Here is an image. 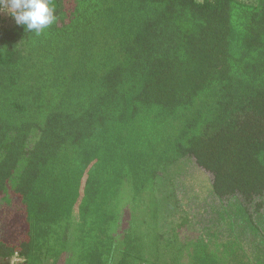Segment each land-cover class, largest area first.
Segmentation results:
<instances>
[{"label": "trees", "instance_id": "obj_1", "mask_svg": "<svg viewBox=\"0 0 264 264\" xmlns=\"http://www.w3.org/2000/svg\"><path fill=\"white\" fill-rule=\"evenodd\" d=\"M52 2L0 19V264H264V0Z\"/></svg>", "mask_w": 264, "mask_h": 264}, {"label": "clouds", "instance_id": "obj_2", "mask_svg": "<svg viewBox=\"0 0 264 264\" xmlns=\"http://www.w3.org/2000/svg\"><path fill=\"white\" fill-rule=\"evenodd\" d=\"M5 7L17 25L36 35L42 34L58 19L52 0H0V9Z\"/></svg>", "mask_w": 264, "mask_h": 264}, {"label": "rangeland", "instance_id": "obj_3", "mask_svg": "<svg viewBox=\"0 0 264 264\" xmlns=\"http://www.w3.org/2000/svg\"><path fill=\"white\" fill-rule=\"evenodd\" d=\"M244 1H250V0H244ZM6 7L3 8V9H0V19H4V22L7 23L8 25H10L12 22H14V18L6 11ZM104 196L106 198H108V194H104ZM12 229L11 227H6L5 230H10ZM89 232H91V229L89 230ZM3 233V232H2ZM1 233V236L4 235ZM115 235V234H114ZM81 239L80 240H76V244H75V247H74V253H75V256H73L71 253V250L69 249L70 253L66 254L65 256L63 255L62 257H65L63 260L62 259H58L60 263L64 262L65 263V260L68 259V257H70L71 255V258H70V263L71 264H85L83 262V260H85L84 258H87L91 253V251H86L87 249H90L96 242H97V238L94 240V237L92 235H89V234H86L83 237H80ZM108 242V240L106 241H102L101 244H105L104 245V251L106 252V243ZM45 249H49V245L48 246H45ZM55 249H57V246H55ZM15 261H13L12 259V262L15 263V262H19V260L17 258H14ZM57 259V258H56ZM56 259H53V261H55ZM57 260V263H59Z\"/></svg>", "mask_w": 264, "mask_h": 264}, {"label": "crops", "instance_id": "obj_4", "mask_svg": "<svg viewBox=\"0 0 264 264\" xmlns=\"http://www.w3.org/2000/svg\"><path fill=\"white\" fill-rule=\"evenodd\" d=\"M58 262H59V260H58ZM56 263H57V262H56ZM57 264H66V263H64V262L60 263V262H59V263H57Z\"/></svg>", "mask_w": 264, "mask_h": 264}, {"label": "built area", "instance_id": "obj_5", "mask_svg": "<svg viewBox=\"0 0 264 264\" xmlns=\"http://www.w3.org/2000/svg\"><path fill=\"white\" fill-rule=\"evenodd\" d=\"M13 261H15V259H13ZM11 264H14V263L12 262V260H11Z\"/></svg>", "mask_w": 264, "mask_h": 264}]
</instances>
